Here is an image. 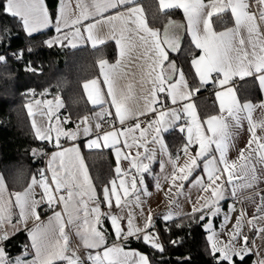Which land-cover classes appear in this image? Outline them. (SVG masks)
I'll use <instances>...</instances> for the list:
<instances>
[{"label": "snow or ice", "instance_id": "1", "mask_svg": "<svg viewBox=\"0 0 264 264\" xmlns=\"http://www.w3.org/2000/svg\"><path fill=\"white\" fill-rule=\"evenodd\" d=\"M253 2L258 6V11L250 10ZM0 6L4 14L19 18L29 35L51 23L44 0H3ZM76 7L79 14L69 19L61 0L60 14L56 18L55 26L58 35L46 43L49 47L61 45L76 48L85 41L96 47L110 39L115 40L120 59L112 64L105 59L99 61L103 83L107 86L106 96L110 100L106 99L101 91L97 79L86 82L83 87L92 104L101 106V111L96 114L98 121L96 129L101 128L100 121L111 117L108 121L110 130L98 134L87 146L114 149L116 176L110 180V187L108 185L103 187L101 200L97 196L79 149L62 148L60 144L62 136L76 139L80 125L77 124L76 131L59 127L54 129L46 126L54 115L52 109L40 110L39 126L37 120L33 119L36 136L38 139L52 142L51 134L55 131L54 146L59 149L53 153L49 161L48 170L51 171V178L49 180L42 170L39 181L33 177L28 188L23 192L11 193L6 200L3 196L5 191L3 178L0 177V243L9 238L7 232L3 230V225L6 222L11 223L13 207L19 209L20 222L26 223L27 219L32 217L40 220L37 208L41 202H46L49 206L62 204L63 214L68 217L67 223L75 224L77 235L80 236L84 247L97 250L94 255L88 256L91 264H151L147 254L137 250H125L123 246L129 238L134 237L164 252L159 237L148 231L152 227L151 213L143 226L134 223L132 211H128L126 217L113 214L117 208L123 212L124 208L133 203V197L135 206L140 207L137 184H145L144 174H151L150 164L156 154L155 149L146 146L149 143V135L151 142L158 144L162 153H167L162 133L177 126L180 132H186V143L180 149L186 157L185 162L178 166L179 154L175 158L168 154L167 163L171 165V171L164 179L170 181L169 192L173 187L181 190L184 187L183 182L192 183L189 177L194 171L202 170L204 175L194 178L193 186H198L202 193L209 195L201 196L197 200L200 206L194 205L191 214L201 213L199 216L201 221L208 214L215 216L219 213L218 205L224 198L226 184L232 185V195L235 196L237 188H253L258 180L264 179V102L241 103L232 86L235 77L241 79L255 77L260 89L264 91V0H159L162 13L166 14L172 9L183 10L187 31L191 34L195 48L200 50L191 60L197 78L195 87L189 84L184 70L169 59L170 51L176 52L180 49L179 30L183 27L182 24L169 20L164 25L161 37L160 29L148 26L143 9L136 4V0H86V2L76 0ZM106 13L110 14L105 15ZM225 13L231 14L234 25L217 31L214 28V18H219ZM87 20L92 22L85 26L83 22ZM105 25L108 30L102 32L101 29ZM4 60L5 57L0 55V62ZM209 84L217 89L215 96L219 102V112L201 119L191 98ZM168 101L172 105L188 102L183 103L182 108L178 109L167 108ZM43 103L51 105L52 101ZM40 104L41 101L37 100L36 105ZM106 104L110 105L114 112L103 107ZM257 108L261 110L262 116L259 120H254L253 113ZM150 113L156 118L148 121L147 127L141 128L139 117ZM181 113L188 118L186 126L177 124L182 120ZM29 114L34 115L31 106ZM129 120H135L136 123L126 126ZM244 120L248 122L250 138L245 148L239 150L237 159L230 160L228 152L232 146L233 133L242 126ZM117 122L121 126L119 129L116 127ZM81 123L85 125L83 133L88 135L91 132L88 117H83ZM137 132L139 136L136 135ZM134 148L136 149L134 157L122 151L128 149L130 153ZM141 148L144 150L143 153L139 151ZM121 159L129 161V169H122ZM57 160L58 165L53 166ZM145 160L148 162L145 163ZM257 165L261 166L259 176ZM160 167L163 172L165 167L163 161ZM34 185L43 189L41 200L35 198L32 191ZM156 187L159 189V181ZM63 192L67 195L62 194ZM11 197L15 198L14 204ZM259 199L257 212L262 213L260 218H264V196H260ZM200 200H203L202 204ZM90 201L94 202L91 208ZM101 202L105 203L110 211L102 214ZM102 215L110 219L115 236L121 241L120 244L107 246V234L101 226ZM244 216L245 213L241 212L226 241L220 240L215 232L208 236L210 255L216 264H235V257H239L242 262L245 255L252 251L248 247V236L242 234ZM171 218V213L164 217L165 220ZM257 218L253 216L247 223L258 233L264 232V228H256L254 221ZM125 219L126 228L123 226ZM227 219L226 216L225 221ZM29 236L31 248L35 250L32 260L20 257L15 260L9 259L4 248L0 247V264H57L61 261L66 264H84L68 246L69 239L61 212H56L48 224H37ZM171 243L175 244L177 241ZM237 244L240 246L237 247ZM24 255L26 256L27 252ZM256 264H264V259L258 260Z\"/></svg>", "mask_w": 264, "mask_h": 264}, {"label": "trees", "instance_id": "2", "mask_svg": "<svg viewBox=\"0 0 264 264\" xmlns=\"http://www.w3.org/2000/svg\"><path fill=\"white\" fill-rule=\"evenodd\" d=\"M45 1L53 19L57 0ZM136 3L142 6L148 25L160 29L161 35L164 23L169 20L183 25V15L179 9L168 10L165 14L160 11L157 0H136ZM2 4L3 0H0ZM214 21L216 30L233 23L230 13L222 14ZM52 32V28H49L29 35L19 18L4 14L0 6V55L5 57L0 62V174L10 191L25 188L31 177L35 176V169L43 163L45 155L52 148L34 135L25 109L26 101L32 97L59 96L64 104L67 123L73 124L93 109L85 95L83 83L98 75L101 59L113 61L116 57L113 41L96 47H49L45 39ZM182 33L180 49L175 53L169 52V59L184 70L186 78L195 87L197 78L189 61L194 49L185 28ZM249 80L239 82L238 97L241 100H258L260 91L254 81ZM245 81L248 83L243 86ZM213 89L209 84L195 93L194 103L201 118L216 111V103L211 98ZM164 136L170 150L175 151L185 142L183 133L177 128L166 132ZM83 156L97 196L102 200L103 185L116 176L112 153L105 148L89 149L84 150ZM191 214L187 212L165 222H156L165 242L164 252L134 237L129 238L125 246L147 254L151 264H216L210 255L204 220H199L198 213ZM104 229L106 232L110 230L106 220ZM24 236V233H19L7 244L12 248L18 247ZM172 240L177 243L170 245ZM234 260L235 264H253L252 254L245 255L242 262L237 257Z\"/></svg>", "mask_w": 264, "mask_h": 264}, {"label": "crops", "instance_id": "3", "mask_svg": "<svg viewBox=\"0 0 264 264\" xmlns=\"http://www.w3.org/2000/svg\"><path fill=\"white\" fill-rule=\"evenodd\" d=\"M158 4H159V0ZM86 2V0H85ZM44 4L47 7V3L44 0ZM139 7L142 8V6L139 3H136ZM63 5L65 8V13L67 15V17L69 19L75 18L76 15L79 14V9L76 7V0H63ZM61 7V0H57V4H56V13H55V17L52 19L51 18V23L47 26V27H43V28H39L37 31L33 32L34 33H38L41 31H44L46 29L52 28L53 32L46 37L45 42L55 38L58 33L55 30V26H56V18L57 16H59L60 12L59 9ZM252 8H250L251 11H258V6L253 2L251 5ZM48 9V7H47ZM143 9V8H142ZM183 15V10L179 9ZM49 12V10H48ZM110 13H106L105 15H108ZM231 15V14H230ZM50 16V14H49ZM143 16L145 17V13L143 11ZM98 19V17H97ZM233 21V19H232ZM92 20H87L84 21L83 24L86 26L88 23H91ZM178 24H182L180 22H178ZM183 25L184 27H182L179 30L180 33V38L183 35V28H185L187 37L194 49L193 53L194 56L191 58L190 57V64H191V60L193 58H195L198 54H199V49L195 48V45L192 42V37L191 34L187 31V21L183 15ZM234 25V21L232 23L231 26L232 27ZM149 26V25H148ZM151 27V26H149ZM154 29H158L156 27H151ZM225 28L221 29L224 30ZM25 30V29H24ZM107 26H103L101 31L102 32H107ZM221 30H217V31H221ZM66 31V29H65ZM86 35V33H85ZM162 36V35H161ZM108 41H113L116 45V57L113 61H108L110 64L115 63L116 60L120 59L119 57V48L115 42V40H108ZM47 44V43H46ZM65 44H67V42H65ZM85 45H89L92 46L91 42L89 41H85L84 43H80L78 44L77 47H81V46H85ZM57 46H61V45H57ZM70 47V46H68ZM93 47V46H92ZM72 48V47H71ZM192 67V66H191ZM193 72L195 73L194 68H192ZM178 78V77H177ZM92 79H97L101 88V91L105 94L107 93V86L103 83V77L100 73V68H99V64H98V75ZM90 79V80H92ZM187 79V78H186ZM244 79H250L249 81L253 80L254 83L256 84V86L258 87L259 91H260V98L258 100L255 101H251V100H241V103L245 102V101H251L253 104H259L261 102H264V91H262L259 87V83L258 81L255 79V77H245L243 79L239 78V77H235L232 81V86L234 87L236 94L238 96L237 93V87L239 85V82L241 80ZM87 80L83 83V85L90 81ZM188 80V79H187ZM189 82V80H188ZM247 81L243 82V86L247 85ZM190 84V82H189ZM191 85V84H190ZM213 86V85H212ZM214 87V86H213ZM84 89V87H83ZM217 89L214 87L213 92H212V96L211 98L213 99V102L216 103V111L213 114H218L219 109H218V101L216 99L215 96V91ZM85 95L88 99V95L87 92L85 91ZM194 96L195 94L192 96L191 98V102L195 105L194 103ZM106 99H109L106 96ZM39 100L41 101L40 105H36V101ZM44 101H52L51 105H45L43 102ZM89 104L93 107L92 111L81 116L80 118L76 119L73 124H68V119H65V113H64V104L62 99L59 96H54V97H48V98H40V97H32L29 98L26 103H25V109L27 111V114L29 116V121L33 130L34 135L36 136V130L33 128V119L35 118L37 120V124L39 126V122H40V117H39V111L40 110H44L47 111L48 108H51L54 115L52 116L51 120L47 122L46 126L52 127L55 129V127H59L62 128L64 130H68V131H76L77 129V124L80 125V129H79V134L77 135L76 139H68L66 137H60L61 139V146L62 148H72V147H77L79 149L80 152V156L83 158V162L84 165L85 164V160H84V156H83V152L84 150H89V149H110L111 153H112V157L114 160V169L116 166V155H115V151L112 148H107V147H100V148H89L87 145L90 142L91 139H94L98 134H102V132H106L109 131L110 128H104V122L106 120H111V117H107L104 120L100 121L101 123V128L99 130L96 129L95 125L98 122L97 121V116L96 114L99 113L101 111V106L99 105H93L92 102L88 99ZM188 101H183L180 104L177 105H172L170 101L167 102L166 107L167 108H178L181 109L183 106V103H187ZM59 105V106H58ZM31 106V111L34 115H30L29 114V107ZM103 107L105 108H109L111 111L114 112V109L110 108V105L106 104ZM159 107V106H157ZM196 108V106H195ZM197 111V110H196ZM198 113V112H197ZM210 114V115H213ZM182 115V120L177 122V124L179 125H185L186 126V120L188 119L186 116L183 115V113H181ZM87 116L88 117V125L91 127V132L88 135H85L83 133V128L85 127V125L83 123H81V120L83 119V117ZM262 116V112L259 108H257L254 113H253V118L254 120H259ZM207 117V116H206ZM204 117V118H206ZM155 115L154 118L155 119ZM201 118V119H204ZM45 120H47V117L44 118ZM152 119V120H153ZM67 121V122H65ZM131 120L126 122V126H131L134 123L130 122ZM118 123V122H117ZM147 123L141 127V128H145L147 127ZM120 127H117V129H119ZM173 128L176 127H171L169 128V131ZM178 128V126H177ZM249 125L247 120L242 121V126L239 129H236L233 133V138H232V146L229 148V152H228V157L230 160H235L237 159V157L239 156V150L242 148H245L249 138H250V133L248 131ZM179 129V128H178ZM166 133V132H165ZM162 133V137H163V143L167 146L166 140H165V136ZM258 134H259V130H258ZM52 142L46 141V140H41V141H46L48 143V145H51L52 148L47 152V173L45 174L46 177L50 180L51 178V171H49V161L52 158L53 153L57 152L59 149L56 148L54 146V141H55V137H56V133L55 131L52 132ZM137 136H139V133H136ZM184 138H185V142L186 143V132H183ZM37 138V136H36ZM38 139V138H37ZM123 140V137L121 138ZM148 140L149 143L146 145L149 149H155L156 150V154H155V159L153 160V162L150 164V171L151 174L149 175L148 173H145V184L144 185H140L139 183L137 184V187L139 189V197H140V207H136L135 203H134V197H133V203L129 204L128 207L124 208L123 212H121V210L119 208L114 210L113 214H120L123 216H127L128 211H132L134 214V223L139 225V226H143L144 222L147 220V217L149 215V213H151L152 216V225L155 224L157 221L160 222H165L168 220H165L164 217L166 215H168L166 212H164L165 209H167V207L162 210V208L164 206H167V204H169V202L166 200V195L169 190L170 187V181H166L164 179V176L167 175L168 173H170L171 171V165L167 163L168 160V154H171L173 158H175L176 153L172 154L171 151L169 150L168 146H167V153H162L160 151V146L158 144H154L151 142V135L148 136ZM122 151L125 154H130V157H134L135 156V152L136 149H132L129 153L128 149H122ZM139 151L141 153H143V148L139 149ZM194 154V153H193ZM218 155V153H217ZM181 159H179L177 161V165L181 166L184 162H185V155L181 154ZM164 162L165 167H164V171H161V167L160 164L161 162ZM145 163H147L148 161H144ZM59 163V161L57 160L53 166H57ZM121 167L122 169H129L130 168V163L128 160H124L121 159ZM257 175L259 176L261 174V166L257 165ZM87 168V166H86ZM88 171V169H87ZM134 172V170H132ZM115 172V171H114ZM89 174V172H88ZM116 175V174H115ZM204 175V173L202 172L201 169H197L196 171L193 172V175L191 177H189V181H192V183L186 182V187L189 186H193L194 184V178L199 177ZM90 176V175H89ZM0 177L3 178L2 174H0ZM36 178L37 181L40 180V176H33ZM33 177H31V179L29 180L28 184L25 186V188H23L22 190H17V191H10L5 183V180L3 178V184L5 186V191H3V196L4 198L7 200L10 197L11 193L14 192H23L26 188H28V186L32 183V179ZM92 181V180H91ZM159 181L160 187L159 189L156 187L157 182ZM93 183V182H92ZM235 183H241V182H235ZM105 185H108L110 187V183L108 182L107 184H104L103 187ZM94 186V185H93ZM54 187V186H53ZM102 187V189H103ZM196 193H193L194 195L191 197L190 199V203H189V208L184 211V213L187 212H192V208L193 206H197L199 207L200 205L197 204V200L201 197V196H205L209 195L208 193H202L201 190L199 189L198 186H196ZM146 189V191H145ZM35 198L37 200H41V197L43 195V189L41 187H39L38 185H34L33 189H32ZM257 193L259 195H257ZM62 194H64L65 196L67 195L66 192H63ZM260 196H264V179L258 180V182L253 186V188H237L236 191V195L233 196L232 195V185H225V191H224V199L225 202H223L219 208L220 211L217 215L215 216H211V215H206L205 219L203 221V227L206 231V237L208 239V236L212 234V232H215L218 234V238L222 241H226L229 237L228 234L233 230V226L236 224V220L238 217L241 216V212L245 213V216L242 219V224H243V228H242V234L243 235H247L249 240H248V247L252 249V251L248 254H252L253 257V264H256V262L258 260L264 259V232H257L256 229H254L251 225H249L247 223L248 219H251L253 216L258 217L254 223L256 225V228H264V218H260L262 216V213L257 212V206L260 203ZM13 204H14V197H11ZM84 199H87V197H84ZM42 203H46V202H41L39 204V206ZM200 203H203V200H200ZM39 206L37 208V212L40 215V220L37 221L35 220L34 217L32 218H28L27 222H20V217H19V209L16 207H13V215H12V219H11V223H5L3 225V230L7 232L8 234V239L3 241L2 243H0V247H3L5 250V253L7 255V257L9 259L15 260L17 257H20L22 259L25 260H32L35 256V250L31 248V239L29 236L30 231L35 228V226L37 224L43 223V224H48L49 219L52 218L54 216V214L56 212H61L63 215V219L65 222V232L68 236L69 239V248L74 251L76 253L77 256L80 257V259L82 261H84V264H91V261L88 260V256L89 254L94 255L95 252L97 251L96 249H88L86 247H84L83 242L80 239V236L77 235V229L75 224H68V217L67 215L63 214V205L62 204H52L51 205V211L41 214ZM94 206V202L90 201L89 202V208ZM100 211L101 213H105L110 211V209H108L107 205L105 203H100ZM174 213V212H173ZM182 213V214H184ZM139 214V215H137ZM140 216V218H139ZM172 218L177 217L175 214L171 213ZM228 217L227 221H225V217ZM212 217V221H211V230L209 232V229L206 228V225L208 224L210 218ZM171 218V219H172ZM105 220L108 222L109 226H110V230H108L107 232L105 231L104 227H105ZM53 224H55V221H53ZM101 226L102 229L106 232L107 234V246H111L114 243L115 244H120L121 241L117 240L115 233H114V229L111 226V221L110 219H106L103 215L101 216ZM123 226L126 228L127 227V219L124 220V224ZM19 233H24L25 236L24 238H22V241L19 243L18 247H14L12 248L9 244H7V241H9L11 238H13L14 236H16ZM209 242V241H208ZM27 244L29 246V249L27 251V255H24V251H23V245ZM125 247V250H137L134 248H129L127 246H125V244L123 245ZM209 246H210V242H209ZM240 245L237 244V247H239ZM17 249L19 250L17 252ZM139 251V250H137ZM140 252V251H139ZM143 253V252H141ZM144 254V253H143ZM239 258V257H237ZM57 264H66V262H57Z\"/></svg>", "mask_w": 264, "mask_h": 264}, {"label": "rangeland", "instance_id": "4", "mask_svg": "<svg viewBox=\"0 0 264 264\" xmlns=\"http://www.w3.org/2000/svg\"><path fill=\"white\" fill-rule=\"evenodd\" d=\"M65 119H68L67 116H65ZM184 144L185 143H183L181 146L177 147L175 151L174 150H170V149L169 150L171 151L172 154L176 153L175 156H177L179 154V157H180L179 159H181L180 155L183 154V153L180 151V149L182 148V146ZM185 159H186V157H185ZM183 184H184V187L181 190H178L177 188L173 187L171 192H169V190H168L167 194L164 193V195L167 196L166 200L169 202V204H167V206H164L162 208V210H164L167 207V209L164 210V212H166L167 214L172 213V214H175L176 216H179V215L184 213V211H186L189 208L190 199L194 195L193 193H196V189L197 188H196V186L186 187V182H183ZM206 196H208V195H206ZM224 198L219 201V205L218 206H220L223 202H225L226 199H224ZM198 214H199V216L201 215V213H198ZM137 215H139V214H137ZM208 215H210V214H208ZM139 218H140V216H139ZM211 221H212V217L210 218L208 224L206 225V228L209 229V232L211 230V227H210Z\"/></svg>", "mask_w": 264, "mask_h": 264}, {"label": "built area", "instance_id": "5", "mask_svg": "<svg viewBox=\"0 0 264 264\" xmlns=\"http://www.w3.org/2000/svg\"><path fill=\"white\" fill-rule=\"evenodd\" d=\"M251 5H252V3H251ZM250 8H252V7H250ZM193 56H194V53L192 52V53L190 54V57L192 58ZM215 75H216V74H214V76H215ZM153 118H154V115L151 114V113L148 114V115H146V116H141V117H139V122H140V124H141V127H143V126L146 124L147 121H150V120H152ZM108 121H109V120H106V121L104 122V128H110V127H109V123H108ZM130 122H131V123H136L135 120H131ZM116 127H121V126H120L118 123H116ZM60 142H61V139H60ZM42 170L45 172V174L47 173V154H46L45 157H44L43 163H42L41 165H39V166L35 169V175H36V176H40V172H41ZM39 209H40L41 214H44V213H47V212L51 211V206H49L48 203H42V204L39 206ZM123 224H124V221H123ZM148 231H150L153 235L158 236V237H159V242H160L162 245L165 244V242H164V240H163V238H162V236H161L159 226H158L156 223L153 224L152 227H151ZM172 241H174V240H172ZM172 241L169 242L170 245L173 244V243H171ZM28 249H29V246L25 243V244L23 245V251H24V252H27Z\"/></svg>", "mask_w": 264, "mask_h": 264}, {"label": "water", "instance_id": "6", "mask_svg": "<svg viewBox=\"0 0 264 264\" xmlns=\"http://www.w3.org/2000/svg\"><path fill=\"white\" fill-rule=\"evenodd\" d=\"M167 23H168V21H167V22H165V23H164V25H165V24H167ZM164 25H163V28H162V36H161V37H163V29H164ZM180 39H182V36H181V38H180ZM170 52H171V51H170ZM176 52H177V51H176ZM172 53H175V52H172Z\"/></svg>", "mask_w": 264, "mask_h": 264}]
</instances>
